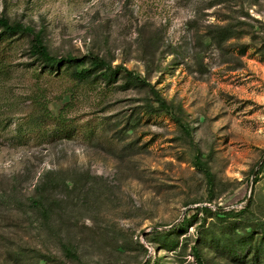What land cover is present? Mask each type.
I'll return each instance as SVG.
<instances>
[{"label": "rangeland", "instance_id": "rangeland-1", "mask_svg": "<svg viewBox=\"0 0 264 264\" xmlns=\"http://www.w3.org/2000/svg\"><path fill=\"white\" fill-rule=\"evenodd\" d=\"M0 14L54 55L132 71L189 127L151 110L145 86L79 83L37 65L30 37L0 33V264H197L193 246L204 264L253 263L238 250L264 251L263 164L249 197L264 158V0H0ZM186 220L171 245L154 233Z\"/></svg>", "mask_w": 264, "mask_h": 264}, {"label": "trees", "instance_id": "trees-1", "mask_svg": "<svg viewBox=\"0 0 264 264\" xmlns=\"http://www.w3.org/2000/svg\"><path fill=\"white\" fill-rule=\"evenodd\" d=\"M0 33L5 36H15L21 35L30 37V47L29 52L30 56L35 59L36 64L40 65L42 68H60L67 67L71 70V76L79 83H88L96 80H102L110 82L113 79L119 77H124L128 81H134L142 86H145L150 89L152 95V101L157 104L156 109H152L155 112H163L171 116L173 120L185 131L189 132V127L183 123L181 118L174 115L172 112V105L168 104L166 100L155 90V88L147 83L144 79H141L134 75L132 71L127 70L122 66L113 67L109 62L100 58L97 55L88 54L81 57H75L73 55L67 54L65 56H57L50 52L47 45H45L42 33L36 32L35 29L31 26L22 25L19 23H11L7 18L3 17L0 14ZM195 166L200 170L206 177L207 183L209 186L213 185V174L212 172L204 165L203 160L201 159V154L198 151L195 155ZM264 167V163H263ZM255 182H257V177H255ZM31 207L40 211L42 214H46L43 203L36 198H29ZM200 210L204 213H211V209L208 207H201ZM216 214H225V216H231L233 212H221L218 210ZM188 220L184 221L178 226L172 227L170 230H155L154 233L162 238L165 242H168L170 245L173 244V234L176 229L184 226ZM246 244L238 250L239 259L245 258V249H249L252 252L251 261L252 264H258L262 258H264V251L258 246H252L250 241H245ZM63 250L69 258L76 260L77 255L74 250L64 245ZM243 250V251H242ZM192 255L194 256L197 264H204L202 254L198 246L191 247ZM243 253V254H242ZM145 264H158L151 263L150 261Z\"/></svg>", "mask_w": 264, "mask_h": 264}, {"label": "water", "instance_id": "water-1", "mask_svg": "<svg viewBox=\"0 0 264 264\" xmlns=\"http://www.w3.org/2000/svg\"><path fill=\"white\" fill-rule=\"evenodd\" d=\"M264 163V158L259 162V164L257 165V167L255 168V170L253 171V174H252V177H251V189H250V194H249V197L251 196L252 194V191H253V186H254V183H255V177H256V174L258 172V170L260 169L261 165Z\"/></svg>", "mask_w": 264, "mask_h": 264}]
</instances>
